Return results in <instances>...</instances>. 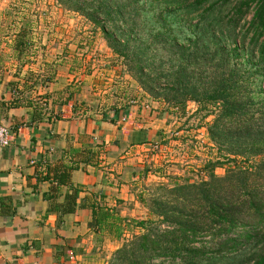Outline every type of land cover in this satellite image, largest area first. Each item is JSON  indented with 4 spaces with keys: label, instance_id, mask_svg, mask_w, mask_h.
<instances>
[{
    "label": "trees",
    "instance_id": "16d2710c",
    "mask_svg": "<svg viewBox=\"0 0 264 264\" xmlns=\"http://www.w3.org/2000/svg\"><path fill=\"white\" fill-rule=\"evenodd\" d=\"M54 1L100 35L163 113L184 117L193 104V115L212 118L208 138L220 160L198 181L140 191L148 219L123 217L119 200L112 207L91 195L92 236L120 242L132 233L106 264H264V0ZM69 156L40 178L70 191L67 208L55 209L58 223L83 191L71 173L95 166L91 150Z\"/></svg>",
    "mask_w": 264,
    "mask_h": 264
},
{
    "label": "crops",
    "instance_id": "0c3cea01",
    "mask_svg": "<svg viewBox=\"0 0 264 264\" xmlns=\"http://www.w3.org/2000/svg\"><path fill=\"white\" fill-rule=\"evenodd\" d=\"M10 3L0 0V126L11 134L9 146L0 149V264H74L77 247L92 237L91 195L104 194L112 207L127 199L134 161L176 122L123 77L120 66L112 67L115 57L104 45L107 56L101 58L108 61L101 64L78 49L72 31L77 15L52 0L27 10ZM123 79L135 95L130 102ZM111 90L113 103L105 100ZM107 92L101 103L92 99ZM75 150L94 152L95 166L71 173L72 184L83 191L74 213L58 223L55 209L67 208L70 191L40 178L62 157L69 163Z\"/></svg>",
    "mask_w": 264,
    "mask_h": 264
},
{
    "label": "rangeland",
    "instance_id": "374dc122",
    "mask_svg": "<svg viewBox=\"0 0 264 264\" xmlns=\"http://www.w3.org/2000/svg\"><path fill=\"white\" fill-rule=\"evenodd\" d=\"M10 1L13 6L25 10H27L28 7L32 8V5L40 2V0H32V2L31 0H18L20 5H17L15 2L13 3L12 0ZM52 1L55 3V6L59 7L54 0ZM72 20L75 21L72 25V31H74L78 37V49L87 51L89 60H97L100 64L108 61V59H104L105 61H103L101 58V55L103 57L107 55L103 54L104 51L101 47L102 45L105 46V43L100 35L97 32L94 33L91 31L92 27L89 26L83 18L77 16L78 21L74 18H72ZM111 60H109V62L113 63V68L116 65L120 66L116 63L117 61L115 59V61ZM124 76L126 75L123 74V77ZM126 82H128L126 79L121 81V83L124 84V88L128 89V92L125 91V94H128V96L125 95L124 98L125 100L129 99L128 101L130 102L132 98H135V95L132 94L130 97V87H126ZM107 88L108 89L105 91L109 90V87ZM131 91L132 93L136 92L135 89ZM108 93L109 92L105 93V95H99L100 97L98 95H96L98 97L92 96V99L97 100L100 98L102 100ZM109 95L108 97L111 98H106L105 100L112 99L109 102L113 103V96L116 94L111 90ZM100 99L98 100L101 103ZM156 104L160 108V105L158 103ZM146 106L148 107V105ZM145 109L151 108L148 107ZM196 109V105L190 104L186 109L184 117L174 114L170 115L174 117L176 123L171 121L169 124L170 127L166 131H163L165 133H162V138L155 145V148L142 152L139 157L140 161L139 159L138 162L136 160L134 161V166L131 167L135 169L137 176L132 183L127 184L128 188L124 189L123 196L126 197V194L127 199L119 200L120 204L118 211L121 216L136 220L148 219L146 208L137 201L136 196L140 191L153 185H172L182 183L185 180L198 181L205 178L206 166L208 163L217 162L219 159L218 151L209 141L207 131V125L212 118H202V115H193ZM150 111L152 112V109ZM175 132H179L182 135L174 137L173 134ZM225 168L224 166L216 168L214 173L217 176H222ZM143 173L145 174L143 175ZM134 232L138 231L135 230ZM131 234L130 231L127 232L120 242L111 241L108 237L103 238L91 235L92 237L89 238L84 246L81 245L82 247H77V256L74 264H106L111 253L116 250L124 240L129 239Z\"/></svg>",
    "mask_w": 264,
    "mask_h": 264
},
{
    "label": "built area",
    "instance_id": "2783aa9c",
    "mask_svg": "<svg viewBox=\"0 0 264 264\" xmlns=\"http://www.w3.org/2000/svg\"><path fill=\"white\" fill-rule=\"evenodd\" d=\"M121 121L124 122L125 119L122 118ZM173 135H174V137H179L182 134L179 132H175ZM10 141H11V134H10L9 128L4 127V126H0V149H4V148L8 147L10 144ZM13 264H20V263L14 262Z\"/></svg>",
    "mask_w": 264,
    "mask_h": 264
}]
</instances>
